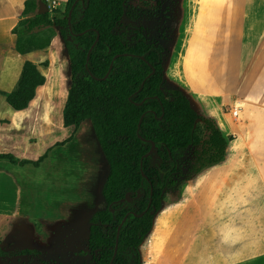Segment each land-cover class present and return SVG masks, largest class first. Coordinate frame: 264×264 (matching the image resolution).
Masks as SVG:
<instances>
[{
  "label": "crops",
  "instance_id": "1",
  "mask_svg": "<svg viewBox=\"0 0 264 264\" xmlns=\"http://www.w3.org/2000/svg\"><path fill=\"white\" fill-rule=\"evenodd\" d=\"M24 1L0 0V90L8 92L15 87L24 60L37 64L45 82L37 88L33 103L23 110L9 111L11 118L1 123L0 142H5L9 151L0 153H10L14 158V143L23 142L30 135L39 138L36 129L44 122L38 114L51 107L45 102L49 97L51 46L55 38L43 49L24 54L14 49L16 35L11 30L26 17L22 13ZM66 1L46 0L45 4L48 11L60 10ZM179 1L178 28L173 33L171 47L164 51V85L188 92L192 106L213 117L232 139L225 162L205 170L185 201L171 204L163 215L155 217L140 244L144 250L141 261L143 264H264V0ZM64 75L69 77V66ZM0 97L5 100L3 95ZM31 137L27 144L35 143ZM61 147L64 151L48 152L40 161V166L47 163L52 168L46 180L50 194L38 187L35 193L26 192L28 187L18 173L30 163L3 164L0 168V204L4 206L14 200L17 210H45L46 216L49 215L27 224L25 215L19 211L20 217L13 218L9 232L0 236V248L8 256L22 249L42 255L76 256L87 249L82 241L88 238L90 215L103 202L101 189L108 166L103 164L101 178L98 167L102 164L81 156L84 172L89 171L87 174L93 173L97 178V194L93 199L84 184L83 171L79 188L76 179L63 177L67 160L74 159L76 153L72 141ZM69 209L74 210L72 214ZM8 216L5 214L4 218ZM167 216L171 225L164 236L161 230ZM253 225L258 226L260 235V241L255 244ZM26 238L34 242L27 243ZM35 243L39 247H34Z\"/></svg>",
  "mask_w": 264,
  "mask_h": 264
},
{
  "label": "trees",
  "instance_id": "2",
  "mask_svg": "<svg viewBox=\"0 0 264 264\" xmlns=\"http://www.w3.org/2000/svg\"><path fill=\"white\" fill-rule=\"evenodd\" d=\"M125 4L126 0H67L60 10L38 14V0H25L26 17L11 30L16 35L14 49L24 54L49 46L50 36L35 33L39 28H58L69 60L63 123L78 127L89 121L107 161L103 206L89 217L87 252L93 264H143L139 246L162 207L166 188L175 183L177 154L187 153L189 179L224 163L232 139L213 117L192 106L188 92L163 89L162 45L147 41L140 31L127 43L116 32L126 14ZM44 82L37 64L24 60L15 87L0 94L20 111ZM153 144L154 151L145 155ZM0 159L37 165L10 153H0ZM8 255L0 248V258Z\"/></svg>",
  "mask_w": 264,
  "mask_h": 264
},
{
  "label": "rangeland",
  "instance_id": "3",
  "mask_svg": "<svg viewBox=\"0 0 264 264\" xmlns=\"http://www.w3.org/2000/svg\"><path fill=\"white\" fill-rule=\"evenodd\" d=\"M172 3V4H171ZM126 14L122 17L119 25L116 27V32L122 36V39L127 43H132L134 41V36L137 32H141L147 41L154 42L162 45L167 51L173 41V33L178 28L179 17H180V1L176 0L173 2L165 0H126L125 4ZM37 35L49 37L50 43L52 38L55 40L51 46V65H50V76L48 82V98L46 99V106H51L48 111L40 112L39 118L43 123H39L36 129L39 138L36 136L31 137V135L20 142L19 140L14 143V152L16 160H21L22 158H27L30 160L37 161V168L33 167L32 163L25 165V167L19 169V179L24 182L26 187H28L27 193L37 190V187L41 190H45V194L49 193V187L46 184V180L49 178V174L52 173V168L47 164L40 166V161L43 159L42 156H47L48 152H54L61 149L63 144L74 142V151L76 157L74 159H68L66 167L63 169L65 171L63 177H68V180L76 179L77 188L81 184L80 173L84 172L82 163V155L88 157L89 161L94 163H101L98 167L100 169V177H104L103 164L108 166L107 161L99 147L97 142L94 130L89 121L83 122L78 127L72 125H65L63 123V112L66 102V95L69 84V77L64 75L65 69L69 66L68 55L65 50L63 39L59 35L58 28L55 26L41 27L36 32ZM165 55V54H164ZM48 62H43L44 65H48ZM67 78V79H66ZM67 83V86H66ZM164 90H167L165 85L163 86ZM35 100V98H34ZM32 101V103L34 102ZM51 103V104H49ZM14 112L5 100L0 97V127L1 123L7 121L6 118H11V114L8 112ZM19 115H17L18 117ZM25 120H28L26 117ZM52 129L47 130L48 127ZM64 126V127H63ZM22 133H26V130H23ZM33 138L32 144H27V139ZM75 139V140H74ZM74 140V141H73ZM0 151H9V146L5 142H0ZM67 151V150H65ZM187 153L181 151L177 154V161L179 163V171L172 176V179L175 180L174 185L166 188L165 193L162 198V207L155 214L154 219L159 214H164L165 208H168L171 204H176L178 202H183L191 195L194 191V186L201 179V176L205 170L200 171L197 174H192L190 178V183L185 179L186 175H190L191 172L187 171L185 166V157ZM184 160V161H183ZM3 164H17L12 163L8 159H0V168H3ZM73 169H77L76 175L72 172ZM89 173V171H87ZM84 172L86 183H84L86 188L89 190L93 199L97 194V178L93 173L87 174ZM91 172V171H90ZM71 174V176H68ZM41 184V182H43ZM73 182V180H72ZM57 196L61 198V192H57ZM1 194V193H0ZM50 194V193H49ZM69 200V199H68ZM3 207L0 212V236H3L7 231L9 232L11 227V221L17 216V213L20 211L22 215H25V222L28 224L29 221L39 218H45L47 211L45 210H17L16 201L12 200L9 204H0V207ZM102 204H97V207H102ZM8 208V209H7ZM11 208V210H10ZM69 213H73L74 210L69 209ZM9 211V212H7ZM56 211V210H55ZM9 215L4 218L5 214ZM51 213V212H50ZM53 213V212H52ZM161 215V216H162ZM20 217V216H17ZM46 219V218H45ZM153 219V221H155ZM170 217L167 216L164 219L162 226V234L168 232L170 227ZM257 225H253V244L260 241V235ZM27 243H32L34 241L26 238ZM82 245H87V240L82 241ZM34 247H39L37 243L34 244ZM139 251L141 259L144 256V250L139 246ZM15 253L6 258H0V264H20L19 261L15 262ZM41 261L46 264H93L91 257L86 250L79 251L75 255L67 254H54L52 255H42L40 253H33L31 256H24L21 264H40Z\"/></svg>",
  "mask_w": 264,
  "mask_h": 264
},
{
  "label": "water",
  "instance_id": "4",
  "mask_svg": "<svg viewBox=\"0 0 264 264\" xmlns=\"http://www.w3.org/2000/svg\"><path fill=\"white\" fill-rule=\"evenodd\" d=\"M74 5V4H73ZM73 5H72V7H73ZM72 7L70 8V10H69V12H68V21L70 20V16H71V12H72ZM48 11V7H47V5L45 4V2H43L42 0H38V8H37V13L38 14H41V13H44V12H47ZM97 39H98V36H97V38L95 39V41L93 42V44L91 45V48L94 46V44L96 43V41H97ZM90 48V49H91ZM90 49H89V51H90ZM89 51H88V54H89ZM87 58H88V55H87ZM154 151V144L152 145V147H151V149L149 150V152L147 153V154H145V155H148V154H150L151 152H153ZM150 194H152V188L150 189ZM151 200V199H150ZM125 217L126 216H124L123 217V219L121 220V222H120V224H119V226H118V229H117V232L119 231V229H120V227H121V225H122V223L124 222V220H125ZM118 234V233H117ZM19 256V255H18Z\"/></svg>",
  "mask_w": 264,
  "mask_h": 264
},
{
  "label": "flooded vegetation",
  "instance_id": "5",
  "mask_svg": "<svg viewBox=\"0 0 264 264\" xmlns=\"http://www.w3.org/2000/svg\"><path fill=\"white\" fill-rule=\"evenodd\" d=\"M35 253V252H34ZM19 255V256H18ZM31 255H33V254H31ZM31 255H24V256H31ZM24 256H22V255H20V254H16V256H15V262H17V261H19L20 262V264L22 263V261H23V257ZM40 264H43V262L41 261V263Z\"/></svg>",
  "mask_w": 264,
  "mask_h": 264
}]
</instances>
